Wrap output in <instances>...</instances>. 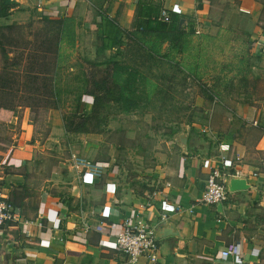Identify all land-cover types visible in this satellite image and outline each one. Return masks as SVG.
Here are the masks:
<instances>
[{
    "label": "crops",
    "instance_id": "obj_1",
    "mask_svg": "<svg viewBox=\"0 0 264 264\" xmlns=\"http://www.w3.org/2000/svg\"><path fill=\"white\" fill-rule=\"evenodd\" d=\"M13 1L15 6L0 24L34 18L43 40L45 30L58 25L54 65L75 56L97 63L100 51L116 49L117 41L127 39L124 33L133 31L136 21L151 16L155 8L164 9L169 19H184L178 28L184 33L212 35L231 22L236 32L247 37L254 81L240 89L245 90L244 99H225L202 110L203 127L199 128L207 129L202 136L193 132L199 130L193 124L184 135L158 139L146 155L129 160L131 167L121 157L92 160L105 166L99 180L76 178L66 161L60 170L36 168L34 159L30 161L32 141L23 137L10 158L14 167L18 158L21 167L1 178L0 195L29 224L23 234L13 225L0 227V264H127L120 252L101 248L96 233L82 230L85 222H120L123 217L153 225L165 220L176 234L156 239L152 260L141 257L136 264H231L230 259L218 257L229 243L239 245L241 264H264V0ZM53 16L57 19H47ZM28 36L37 41L35 34ZM95 38L102 44H92ZM144 39L156 54L171 50L167 41L160 42L153 33ZM126 41L124 45L131 47ZM90 101L83 95L79 110L86 112ZM47 111L56 115L58 110ZM23 127L30 131L26 122ZM69 136L74 137L73 152L91 156L88 146H94L88 142L93 136L65 132L60 117L51 120L45 141L57 144ZM219 144L227 145L221 153L232 162L227 170L243 177L247 187L228 192L220 206L195 203L204 184L201 161L208 158L218 165ZM40 192L44 202L39 200ZM176 195L180 197L177 211L173 207ZM53 225L59 226L53 229ZM39 240L47 242V247L40 246Z\"/></svg>",
    "mask_w": 264,
    "mask_h": 264
},
{
    "label": "rangeland",
    "instance_id": "obj_2",
    "mask_svg": "<svg viewBox=\"0 0 264 264\" xmlns=\"http://www.w3.org/2000/svg\"><path fill=\"white\" fill-rule=\"evenodd\" d=\"M19 24L21 38L35 34L37 41L43 40L39 22L34 18L29 17ZM224 27L221 32L212 35L186 32L180 42L169 45L171 50L154 53L150 57L142 54L138 57L132 53V48L124 45L126 40L117 41L116 49L100 51L97 62L107 64L99 65L98 69L105 66L110 69L114 80L122 85L123 92L131 97L133 104L127 112L120 111L118 103L104 105L99 115L104 117L105 124L98 134H91L93 137L88 142L94 146H88L91 156L80 155L90 160L121 157L119 159L131 167L129 160L133 161L135 155L140 153L146 155L151 144L158 139L184 135L195 125L203 127L202 110L210 104H220L225 99H244L245 90L241 92L240 89L254 81L250 69L252 60L245 48L247 37L244 33L236 32L231 22ZM104 41L107 42V37ZM92 44L101 45L102 42L95 38ZM75 57L70 62L62 58L61 64L57 65L56 79L62 92L59 101L62 111L72 108L75 95L83 88V75L87 72L83 58ZM86 59L89 58L85 56ZM111 61L115 65H111ZM37 62L39 60L35 59L34 63ZM136 62L140 64L137 66ZM126 79L128 87L122 84ZM41 85L38 80L31 79L26 86L20 85L17 90V94L22 91L25 97L17 100L16 96H3L4 101H18L19 105L12 113L0 110V182L4 175L21 167L18 158L15 167L10 158L15 145L26 135L25 141H32L33 157L30 161L34 159L36 168L60 170L65 165L67 153L73 151L70 147L73 136L57 144L45 141L51 120L60 116L59 111L55 115L52 111L38 108L34 95L41 93ZM208 95H211V99L207 98ZM23 122L30 125L28 133ZM201 129L192 131L202 136Z\"/></svg>",
    "mask_w": 264,
    "mask_h": 264
},
{
    "label": "trees",
    "instance_id": "obj_3",
    "mask_svg": "<svg viewBox=\"0 0 264 264\" xmlns=\"http://www.w3.org/2000/svg\"><path fill=\"white\" fill-rule=\"evenodd\" d=\"M14 6L13 0H0V20H5ZM159 10L155 8L151 16L138 19L133 31L124 33L126 42L132 43V53L138 57H141V54L148 57L154 55V49L144 42L147 35L153 33L160 42L167 41L172 45L180 42L184 34L181 29L176 28V17L169 19L168 15V22L155 20ZM19 28L20 25L14 22L0 24V103H3L0 110L12 113L19 105L18 101H4L3 96H16L17 100L25 97L22 91L17 94V90L20 85L26 86L31 79H36L42 84L41 93L34 95L38 100V108L43 111L58 110L62 127L67 133L98 134L105 124L104 117L99 115L104 105L109 102L118 103L120 111L127 112L133 104L131 97L123 92L122 85L114 80L110 69L106 66L98 69L99 65H104L105 62H86L87 72L82 78L83 88L75 95L72 108L62 111L59 105L62 92L56 79L58 66L52 62L58 49V25L50 27L49 31L45 30L48 34H45L44 41H36L33 37L21 38ZM35 59L39 62L34 63ZM110 63L115 65L113 61ZM139 64L140 62H136L135 65ZM122 84L129 86L127 79ZM30 94L31 92L27 96ZM83 95L91 100L86 112L79 110V101ZM207 98L211 99V95Z\"/></svg>",
    "mask_w": 264,
    "mask_h": 264
},
{
    "label": "built area",
    "instance_id": "obj_4",
    "mask_svg": "<svg viewBox=\"0 0 264 264\" xmlns=\"http://www.w3.org/2000/svg\"><path fill=\"white\" fill-rule=\"evenodd\" d=\"M168 14L164 9H160L155 20L161 22H168ZM48 20L57 19L54 16L48 17ZM207 129L202 128L201 132ZM227 150V145L219 144L217 151L220 154L218 165H212L211 160L206 158L201 161V166L205 169L204 184L200 190L199 196L195 199V203L206 205L222 204L227 196L224 191V178L228 168L232 167V162L229 158H225L221 153ZM66 163L74 173L76 178L82 177L99 180L104 174L105 166L101 163H96L92 160L84 158V156L69 151L66 155ZM231 173V172H230ZM233 174V173H231ZM264 178V168L262 169ZM236 175V174H233ZM255 175V174H254ZM253 175V176H254ZM43 193L40 192L39 200L44 202ZM180 197L174 196L173 207L177 211L179 209ZM29 224V221L23 219L17 210L9 202H7L0 195V227L5 225H13L18 234L25 233L24 227ZM42 226V221L38 220L36 223ZM59 225L54 226L57 229ZM153 224L147 221L130 220L123 217L120 222H104L98 221L94 225L83 223L82 230L84 232L91 231L98 235L99 246L102 248L111 249L120 252L126 257L127 264H136L137 260L141 257L148 259L153 258L157 250V240L152 235ZM40 246L47 247L48 243L42 240L38 241ZM255 251L252 249V252ZM256 255V252H255ZM218 257L220 260H231V264H241L242 256L239 245L237 243H229L222 248ZM152 264V263H151Z\"/></svg>",
    "mask_w": 264,
    "mask_h": 264
},
{
    "label": "water",
    "instance_id": "obj_5",
    "mask_svg": "<svg viewBox=\"0 0 264 264\" xmlns=\"http://www.w3.org/2000/svg\"><path fill=\"white\" fill-rule=\"evenodd\" d=\"M184 22V19L180 18L177 21V28L180 27V25ZM184 139V138H183ZM181 138L180 140L183 141ZM224 191L227 194L228 192L234 191V190H241L245 189L247 187L245 183V179L238 175H233L230 173V171H226L225 178H224ZM217 206H220L218 204ZM171 227L169 223H167L165 220L158 221L155 223L152 227V235L154 239H158L159 237L169 234L172 236H176V234L171 230Z\"/></svg>",
    "mask_w": 264,
    "mask_h": 264
}]
</instances>
